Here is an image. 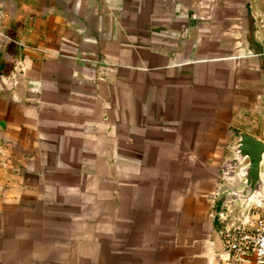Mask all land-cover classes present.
I'll list each match as a JSON object with an SVG mask.
<instances>
[{"label": "crops", "instance_id": "crops-1", "mask_svg": "<svg viewBox=\"0 0 264 264\" xmlns=\"http://www.w3.org/2000/svg\"><path fill=\"white\" fill-rule=\"evenodd\" d=\"M239 132L264 0H0V264H226Z\"/></svg>", "mask_w": 264, "mask_h": 264}, {"label": "built area", "instance_id": "built-area-1", "mask_svg": "<svg viewBox=\"0 0 264 264\" xmlns=\"http://www.w3.org/2000/svg\"><path fill=\"white\" fill-rule=\"evenodd\" d=\"M217 219L220 257L226 264H264V205L227 206Z\"/></svg>", "mask_w": 264, "mask_h": 264}, {"label": "water", "instance_id": "water-1", "mask_svg": "<svg viewBox=\"0 0 264 264\" xmlns=\"http://www.w3.org/2000/svg\"><path fill=\"white\" fill-rule=\"evenodd\" d=\"M237 144L232 149L233 153L226 160L229 167L235 169L237 173L230 177V187L226 188L220 195L221 209L227 206H238L245 209L250 203L258 202L264 205V183L261 182L262 156L264 155V145L251 136L239 132L237 134ZM228 178V177H227ZM233 178L236 180L233 181ZM229 181V180H228ZM262 183V186L258 182ZM253 194L254 198L240 203H231L235 193Z\"/></svg>", "mask_w": 264, "mask_h": 264}]
</instances>
